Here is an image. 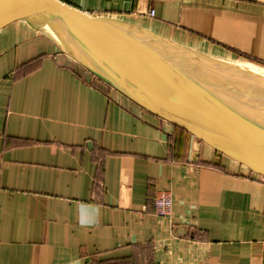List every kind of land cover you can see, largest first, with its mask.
<instances>
[{"label":"crops","instance_id":"obj_1","mask_svg":"<svg viewBox=\"0 0 264 264\" xmlns=\"http://www.w3.org/2000/svg\"><path fill=\"white\" fill-rule=\"evenodd\" d=\"M59 1L181 59L176 49L211 55L186 57L212 70L226 68L217 57L264 61V0ZM159 192L170 219L154 214ZM0 264H264V177L98 80L48 35L9 24Z\"/></svg>","mask_w":264,"mask_h":264},{"label":"water","instance_id":"obj_2","mask_svg":"<svg viewBox=\"0 0 264 264\" xmlns=\"http://www.w3.org/2000/svg\"><path fill=\"white\" fill-rule=\"evenodd\" d=\"M26 18L95 78L264 177V110L192 63L113 22L59 0H0V29Z\"/></svg>","mask_w":264,"mask_h":264},{"label":"bare ground","instance_id":"obj_3","mask_svg":"<svg viewBox=\"0 0 264 264\" xmlns=\"http://www.w3.org/2000/svg\"><path fill=\"white\" fill-rule=\"evenodd\" d=\"M20 21H21V23H24L28 28H30L36 32H39L42 34L45 33L44 30H42V28H40V26L33 19L26 18V19H23ZM183 57H185L189 61H192V63H195L196 65L199 64L198 62L192 60L189 57L182 55V58ZM185 58H184V60H186ZM224 60L226 61L227 66L229 65V66H232L234 68L241 70V72L244 74V77H246V78H242V77L239 78V75L235 74L233 71H230V70L229 71H222V70L216 69V70H213V71L210 70V71L214 72V74L216 73L217 75H219L220 79H222V80H227V81L231 80V82L233 83V85L235 87L240 88V89H237V90H239V92H237V93L243 99L249 101L250 103H252L256 107L264 110V101H262V99L260 100V98L264 97V73L260 72V70L258 71V70H255L254 68H250L246 64H242V63L240 64L238 61H235L232 58L230 60H228V59H224ZM220 62H224V61L220 60ZM199 65L203 66L202 64H199ZM207 75H209V74H207ZM209 76H211V75H209ZM211 78H212V76H211ZM215 80H216V78H215ZM256 95H259V96H256ZM205 146H207V145H205ZM208 148H210V147H208ZM232 161H234V160H232ZM234 162H236V161H234ZM244 168L248 171V169L246 167H244Z\"/></svg>","mask_w":264,"mask_h":264},{"label":"rangeland","instance_id":"obj_4","mask_svg":"<svg viewBox=\"0 0 264 264\" xmlns=\"http://www.w3.org/2000/svg\"><path fill=\"white\" fill-rule=\"evenodd\" d=\"M11 24H17V25H20V26H22V27H24V28H27L28 29V27L24 24V23H21V21H15V22H13V23H11ZM177 50V52H183V54L185 55V56H189L190 57V54H195V55H197V56H199L201 59H203L204 61H205V63L208 61L207 59H209L210 61H212V59L211 58H208L207 56H211V55H207V54H202V53H199V52H197L196 50H190V49H176ZM212 57V56H211ZM217 57V56H216ZM217 59H226V58H222V57H217ZM231 58H228V60H230ZM233 60H235V61H238L240 64L242 63V64H246V65H248L250 68H254L255 70H260V72H262V73H264V61H258V60H254V59H251V58H249V57H242L241 59H233ZM224 62H222V64L224 63L225 65L227 64L226 63V61L225 60H223ZM211 63H213V62H211ZM215 63V62H214ZM230 63V62H229ZM228 63V64H229ZM201 68H203L204 69V71L206 72V74H209V75H211L212 77H213V73L214 72H211V71H213L212 69H210V68H208V67H204V66H200ZM208 70V69H210V70H206V69ZM216 68H218L219 69V67H216ZM222 71H233L235 74H237V75H239V78H246V77H244V74L241 72V70H239V69H237V68H234V67H232V66H227L226 65V68H222L221 69ZM241 72V73H240ZM216 76V75H215ZM221 84H224L226 87L228 86V88H230V90L232 89V91H234V92H239V90H237V89H240V88H238V87H235L234 85H233V83L231 82V80L230 81H227V80H220L219 81ZM232 88H231V87ZM256 96H259V95H256ZM262 99V101H264V97H262V98H260V100Z\"/></svg>","mask_w":264,"mask_h":264},{"label":"built area","instance_id":"obj_5","mask_svg":"<svg viewBox=\"0 0 264 264\" xmlns=\"http://www.w3.org/2000/svg\"><path fill=\"white\" fill-rule=\"evenodd\" d=\"M153 16V11L150 12ZM154 214L159 219H170L172 213V199L168 192H159L153 200Z\"/></svg>","mask_w":264,"mask_h":264},{"label":"trees","instance_id":"obj_6","mask_svg":"<svg viewBox=\"0 0 264 264\" xmlns=\"http://www.w3.org/2000/svg\"><path fill=\"white\" fill-rule=\"evenodd\" d=\"M178 128V127H177ZM181 129V128H180ZM181 130H183V129H181ZM184 131V130H183ZM184 132H186V131H184ZM187 133V132H186Z\"/></svg>","mask_w":264,"mask_h":264}]
</instances>
